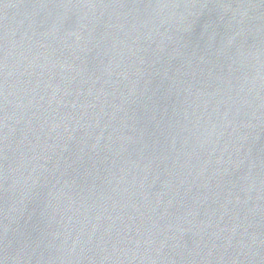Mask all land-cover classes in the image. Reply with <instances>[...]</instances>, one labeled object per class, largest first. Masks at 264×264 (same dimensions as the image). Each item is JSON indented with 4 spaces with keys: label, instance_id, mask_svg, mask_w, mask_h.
<instances>
[{
    "label": "water",
    "instance_id": "1",
    "mask_svg": "<svg viewBox=\"0 0 264 264\" xmlns=\"http://www.w3.org/2000/svg\"><path fill=\"white\" fill-rule=\"evenodd\" d=\"M0 264H264V0H0Z\"/></svg>",
    "mask_w": 264,
    "mask_h": 264
}]
</instances>
